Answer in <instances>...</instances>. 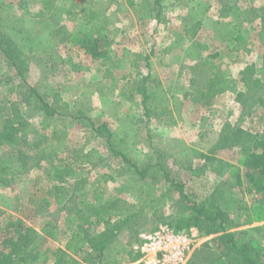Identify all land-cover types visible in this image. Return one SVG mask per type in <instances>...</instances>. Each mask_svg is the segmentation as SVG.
<instances>
[{"label":"rangeland","instance_id":"obj_1","mask_svg":"<svg viewBox=\"0 0 264 264\" xmlns=\"http://www.w3.org/2000/svg\"><path fill=\"white\" fill-rule=\"evenodd\" d=\"M47 1L0 0V34L16 57L13 62L0 47V101L20 104L29 138L26 144L0 145V162L20 165L25 156L33 166L21 181L0 182V251L25 223L36 230L21 227L37 248L29 254L33 264H55V250L65 247L80 224L92 235L107 230L80 210L83 199L103 193V203L112 200L116 209L106 259L144 263L141 235L171 226L185 206L165 179H143L126 165L106 132L95 135L78 122L76 115L84 114L97 126L127 134L126 154L140 168L162 163L191 199L228 213L230 231L264 264V176L255 185L260 174L248 167L250 154L264 148V0H162L157 17L150 14L155 0L135 7L126 0H55L54 8ZM91 11L100 14L91 19ZM93 23L96 29L104 25L111 43L99 59L81 41ZM234 33L248 42L238 52L232 49ZM200 56L235 79L240 94L227 91L209 107L191 101V67ZM31 87L58 112L47 116L35 108ZM144 91L154 100L152 112L159 111L148 121ZM44 136L51 141L32 150L29 143ZM119 137L113 141L121 146ZM78 150L85 154L82 163L73 159ZM58 182L69 189L61 204L51 195ZM146 193L156 195L154 205L160 199L152 209L144 204ZM128 216L129 223H115ZM185 231L193 241L189 264H213L228 250L217 234ZM137 252L142 254L135 261ZM87 253L71 254L83 262Z\"/></svg>","mask_w":264,"mask_h":264},{"label":"trees","instance_id":"obj_2","mask_svg":"<svg viewBox=\"0 0 264 264\" xmlns=\"http://www.w3.org/2000/svg\"><path fill=\"white\" fill-rule=\"evenodd\" d=\"M55 0H48L47 6L54 8ZM162 0H155L154 5H150L152 10L150 11L151 16L157 17V11L162 8ZM127 4L131 7H135L140 4V0H126ZM56 8H59L56 6ZM157 8L156 11L153 9ZM160 12V11H159ZM158 12V14H159ZM91 19L98 16L100 13L91 11ZM156 14V15H155ZM155 17V18H156ZM159 20V19H157ZM88 31L83 35L81 39L83 42L82 46L86 47V50H89L93 56L100 58V56H107L108 47L111 45L110 41L105 40V35L103 34L104 25H100L97 29L96 23L90 25ZM92 32L90 31V29ZM2 31V17L0 14V33ZM84 31V29H83ZM99 34H98V33ZM233 39V50L236 52L247 46V40L244 35L240 33H234ZM73 37V36H71ZM9 41L6 37L0 34V47L3 49V52L6 56L15 62L16 57L10 52L9 46L12 48V45H8ZM104 46V48H103ZM96 47L98 49H96ZM207 59L200 56L199 61L191 67L192 70V79L190 90L187 91V95L191 101L196 104H199L203 107H209L216 103V101L223 95L225 92L230 91L233 93L240 94V88L235 79H233L228 73L223 71L220 66H209L207 65ZM18 66V65H17ZM20 73L22 72L21 67L19 68ZM108 75L113 74L111 68H107ZM259 82V79H257ZM31 92L28 94V98H34L35 102H39L35 105V108L45 111L47 116H52L58 111H52L51 105H49L45 100L38 94L34 88H30ZM154 100L152 96L146 91L143 92V104L145 107L144 118L148 121L147 117L155 116L157 117L158 110L152 112L150 103H153ZM30 104V103H29ZM20 107L18 103H3L0 101V145L14 146L16 144H26L28 143L29 138L23 135V126L25 122L19 113ZM165 110H167L165 108ZM76 118L79 119L78 122L87 125L90 127L92 132L95 135L102 134L106 132L105 139L111 144V146H116L119 148L117 154H121L126 159V165L131 166L137 169V172L143 179L151 178L152 181H160L165 179V181L170 185L171 188L179 192V195L185 199V206L178 211L175 217L169 222V224L174 227L177 231L190 230L193 227L205 231L208 235H219L227 244V251L220 255L213 264H262L263 260L257 255L258 252H255L251 249L250 245L247 242H240L238 240V235L234 231H230V228L227 226L229 222L228 213H226L222 208L219 207H210L207 208L206 205L201 202H197L191 199L185 191L184 183L176 181L170 172L165 168L162 163L155 164L153 166L147 165L144 168H140L138 163L131 161L129 159L128 153L126 154V149L128 148L129 140L127 134L118 132L116 130L110 129L105 124L96 125L91 117L78 114ZM85 121H87L85 123ZM119 137L121 146L119 143L113 141V137ZM42 139V140H41ZM40 140H34L32 143H29L32 146V150H38L43 143L51 141L49 137H43ZM45 148V147H44ZM82 152V154H81ZM56 153H52L51 157L56 156ZM85 156L83 150L76 151L73 156L75 163H82V159ZM26 159V160H25ZM49 162L51 158L48 159ZM128 163V164H127ZM34 164V163H33ZM32 163L27 161V158L24 156L22 163L20 165L12 164L9 162H0V182L5 185H9L14 182L21 181L23 176L27 174L32 168ZM248 167L258 175L260 174L259 179L255 181V185L258 181L261 180L264 176V148H258L250 154V159L248 161ZM240 178L238 177V180ZM254 178L251 179V184L254 182ZM241 183V180H239ZM261 182V181H260ZM260 187V186H258ZM53 190L51 195L55 198L57 203L61 204L64 202V197L68 196V187L61 182L53 185ZM103 193H97L95 200L90 201L83 199L80 203V210L88 215V218L95 217V223H103L107 226V230L102 234H91L86 229H83V225L80 224V228L77 229L76 233H71L70 239L67 241L64 248H58L55 250V253L58 256L55 259V264H113V262L118 263V260L113 261L106 259L107 248L112 242L114 235L113 229L115 224L112 221V216L115 213V202L108 201L103 203ZM155 194L146 193L144 204L148 206L149 209H152L156 204L160 202V199L157 200L154 205L151 203V199L155 200ZM125 213V212H124ZM132 216L123 220L116 221L115 223H129ZM89 220V219H88ZM92 220L90 221V223ZM16 223V222H15ZM14 223V224H15ZM93 223V222H92ZM21 224V225H20ZM16 225L19 228L15 229V235L7 237L4 241V249L0 251V264H33L34 260L29 258V254L34 252L37 248L35 246H30L29 242L32 240L28 234L22 235V228H26L29 232L36 231L33 227L26 225L25 223H20ZM23 226V227H22ZM22 227V228H21ZM255 229H260L261 227H254ZM80 229V230H79ZM23 230V229H22ZM20 232L18 235L17 233ZM88 252L85 257H83V262L78 261L75 256L71 253H84ZM125 252V251H124ZM140 252H137L135 255V261L141 258ZM137 264H144L139 262ZM189 264V261L187 262Z\"/></svg>","mask_w":264,"mask_h":264},{"label":"built area","instance_id":"obj_3","mask_svg":"<svg viewBox=\"0 0 264 264\" xmlns=\"http://www.w3.org/2000/svg\"><path fill=\"white\" fill-rule=\"evenodd\" d=\"M141 236L144 264H187L193 242L187 231L160 225L155 231Z\"/></svg>","mask_w":264,"mask_h":264}]
</instances>
